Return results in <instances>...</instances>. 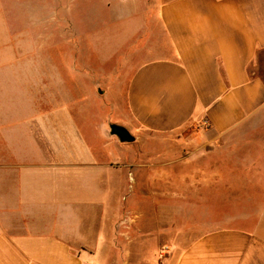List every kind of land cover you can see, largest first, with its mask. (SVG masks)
Here are the masks:
<instances>
[{"label":"crops","instance_id":"crops-1","mask_svg":"<svg viewBox=\"0 0 264 264\" xmlns=\"http://www.w3.org/2000/svg\"><path fill=\"white\" fill-rule=\"evenodd\" d=\"M146 2L156 14L139 24L154 57L114 76L125 81L114 124L134 142L47 131L63 121L51 111L39 117L46 131L29 134L42 145L5 147L0 264H264V0ZM191 156L201 161L194 185L225 184L229 221L178 225L165 240L168 224L124 228L129 199H170L161 185L181 179L169 168Z\"/></svg>","mask_w":264,"mask_h":264},{"label":"rangeland","instance_id":"rangeland-1","mask_svg":"<svg viewBox=\"0 0 264 264\" xmlns=\"http://www.w3.org/2000/svg\"><path fill=\"white\" fill-rule=\"evenodd\" d=\"M151 14L155 9L146 0H0V162L9 147L42 145L29 136L43 129L39 117L51 111L63 115V121L57 120L59 128L53 123L46 129L58 135L66 136L68 128L94 144L97 131H109L116 115H121L125 78L145 53L154 57L146 50L148 41L144 43L139 24ZM117 75L124 80L116 81ZM104 90L106 94L98 96ZM3 133L11 134V139L5 142ZM222 155L219 163L224 164L226 152ZM200 162L191 156L185 165L169 168L181 179L161 185L171 198L143 200L137 194L129 199L130 209L123 210L120 224L124 228L147 224L150 229L168 224L171 232L163 240L176 239L178 225L226 224L233 207L227 202L225 184L193 183ZM219 170L224 173V168ZM140 190L147 191V185L139 183Z\"/></svg>","mask_w":264,"mask_h":264},{"label":"water","instance_id":"water-1","mask_svg":"<svg viewBox=\"0 0 264 264\" xmlns=\"http://www.w3.org/2000/svg\"><path fill=\"white\" fill-rule=\"evenodd\" d=\"M109 132L112 136L117 137L120 143H132L135 140L126 128L114 123L109 125Z\"/></svg>","mask_w":264,"mask_h":264}]
</instances>
